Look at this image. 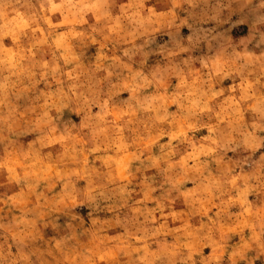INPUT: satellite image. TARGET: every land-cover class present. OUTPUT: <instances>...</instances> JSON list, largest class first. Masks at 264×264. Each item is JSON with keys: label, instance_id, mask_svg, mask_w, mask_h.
I'll list each match as a JSON object with an SVG mask.
<instances>
[{"label": "clouds", "instance_id": "clouds-1", "mask_svg": "<svg viewBox=\"0 0 264 264\" xmlns=\"http://www.w3.org/2000/svg\"><path fill=\"white\" fill-rule=\"evenodd\" d=\"M0 264H264V0H0Z\"/></svg>", "mask_w": 264, "mask_h": 264}]
</instances>
